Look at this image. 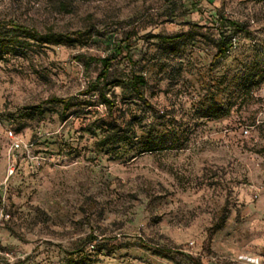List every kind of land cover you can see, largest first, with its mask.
Segmentation results:
<instances>
[{
    "label": "rangeland",
    "instance_id": "rangeland-1",
    "mask_svg": "<svg viewBox=\"0 0 264 264\" xmlns=\"http://www.w3.org/2000/svg\"><path fill=\"white\" fill-rule=\"evenodd\" d=\"M193 1L0 0V264H264V0Z\"/></svg>",
    "mask_w": 264,
    "mask_h": 264
},
{
    "label": "trees",
    "instance_id": "trees-1",
    "mask_svg": "<svg viewBox=\"0 0 264 264\" xmlns=\"http://www.w3.org/2000/svg\"><path fill=\"white\" fill-rule=\"evenodd\" d=\"M196 1L195 0L193 1V3L195 5H196ZM218 24H219V27L221 29H223L224 27H226L228 25H231L232 27L235 28L236 31H239V32L248 31L244 25L237 24L236 22H233V21H228L225 18H220ZM17 27L22 33H24L26 38H29V39H37L38 38V35H39L38 32L34 31L30 27H28L26 25H19ZM38 39H42V40H45L46 42L58 43V44L76 41V39L72 38L69 34H61V33H55V32L45 33L43 36H40V38H38ZM216 45H217V51L214 55V58H213L214 60L218 59L219 57L224 56L226 54L230 44H229L228 38L226 36H224L223 34H221V37L217 41ZM121 51H122V46H119L118 52L121 53ZM76 58L79 61H83L86 66H88L92 62H96L97 64L100 65V69H99V72L97 74L95 81L91 82L85 91L88 92V91L97 90V89H99L100 83H103V84L107 83L110 70L113 66L114 57H112V56H92V55L80 54V55L76 56ZM146 83H147V80L141 72H134L132 74L131 86L139 98H144V93L142 91V87H144L146 85ZM259 83H260V81L256 82L257 85ZM101 96H102L103 100L109 105V107H112L114 105V101L112 99H110L106 95L105 92H101ZM48 101L49 102L64 103L63 108H62L63 113L65 111H67L70 107V103L65 98L52 96L51 98L48 99ZM123 139L124 138H119L115 141L119 142V141H122ZM226 218H227L226 215L221 216L219 218V220L214 224V228L220 229L223 226ZM97 239H98L97 235H95L93 233L89 234V240L90 241H94ZM156 251L161 255H166V253L171 252V249L170 248H157ZM178 253L187 255L190 258V260L193 262V264H202V262L200 261L199 258H197L191 254H186V253L180 252V251Z\"/></svg>",
    "mask_w": 264,
    "mask_h": 264
},
{
    "label": "built area",
    "instance_id": "built-area-1",
    "mask_svg": "<svg viewBox=\"0 0 264 264\" xmlns=\"http://www.w3.org/2000/svg\"><path fill=\"white\" fill-rule=\"evenodd\" d=\"M245 132H248V129H245ZM8 133H9V136L11 138H13V146L14 147H20V141H19V139H15L14 138V132H13V130H9Z\"/></svg>",
    "mask_w": 264,
    "mask_h": 264
}]
</instances>
